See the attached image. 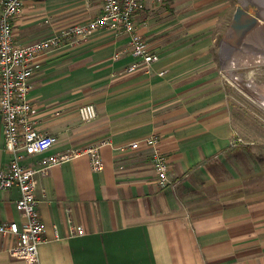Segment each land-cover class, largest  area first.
<instances>
[{
    "label": "crops",
    "instance_id": "crops-1",
    "mask_svg": "<svg viewBox=\"0 0 264 264\" xmlns=\"http://www.w3.org/2000/svg\"><path fill=\"white\" fill-rule=\"evenodd\" d=\"M77 2L26 0L15 41L26 45L69 27ZM230 7L227 0L147 2L136 26L160 60L132 73L130 36L107 28L38 59L28 95L33 120L59 143L24 164L39 171L50 156L105 143L104 169L94 171L82 156L38 173L45 229L38 262L12 257L2 238L0 264H264L263 148L241 133L223 70V56L248 42L216 36L209 23ZM86 104L98 110L89 123L78 114ZM154 135L170 166L164 189L152 149H132ZM10 159L0 116V170ZM19 197L17 189L0 190V223L22 222Z\"/></svg>",
    "mask_w": 264,
    "mask_h": 264
},
{
    "label": "built area",
    "instance_id": "built-area-1",
    "mask_svg": "<svg viewBox=\"0 0 264 264\" xmlns=\"http://www.w3.org/2000/svg\"><path fill=\"white\" fill-rule=\"evenodd\" d=\"M163 4L166 0H103L101 13L81 24H74L54 32L35 42L19 45L15 41L14 20L22 14L26 0H2L0 9V116L3 120L6 150L10 153L9 166L0 170V190L17 189L20 193L16 209L22 222L0 223V239L10 243L8 253L17 259L36 263L39 247L44 241V225L36 197L37 174L45 168L61 165L73 159L87 156L94 171L104 169L101 145L84 149H72L43 160L44 168L29 169L24 161L30 156L45 153L59 143L58 136L39 131L33 115L34 106L28 99L31 80L38 70V59L48 50L59 49L83 41L100 29L107 28L117 34L130 36L131 54L136 59L128 71L151 66L160 58L151 51L148 42L138 32L136 18L146 9L147 2ZM83 123L92 122L98 116L94 104L82 105L78 109ZM159 137L154 135L143 142H135L132 149L145 145L152 149V165L161 188L169 181V161L158 148ZM76 234L83 236L84 229L77 227Z\"/></svg>",
    "mask_w": 264,
    "mask_h": 264
},
{
    "label": "rangeland",
    "instance_id": "rangeland-1",
    "mask_svg": "<svg viewBox=\"0 0 264 264\" xmlns=\"http://www.w3.org/2000/svg\"><path fill=\"white\" fill-rule=\"evenodd\" d=\"M227 1L231 6L228 10H225L223 14H212L210 16L209 23L213 24L214 29H212V32L216 33V36L219 34H226L234 13L241 3H244L250 11L258 13L259 15H261L262 7L264 6V0ZM101 3L103 4V0H78L75 7L72 8V16H74L73 18H76L77 21H72L69 26L87 21L88 18L92 16L90 15L92 10L98 9V6ZM74 4L75 3H73V5ZM229 49L233 55V45H230ZM252 51H256V54H264L260 49H254L248 44L246 48L240 50V53H248ZM230 59H232V56L230 55L223 56V70L225 77L229 81L233 101L240 110L239 120L241 133L246 135V141L248 143H254L258 146L261 144L260 146L263 148L262 154H264V107H262L259 102H254L253 99H251V96H255L262 101V97L256 96L247 88V84L250 80H254L259 85H264V64L237 66L234 69H230L226 65V62H229ZM233 73L241 75L242 78L238 81L239 85L231 80L230 77Z\"/></svg>",
    "mask_w": 264,
    "mask_h": 264
},
{
    "label": "water",
    "instance_id": "water-1",
    "mask_svg": "<svg viewBox=\"0 0 264 264\" xmlns=\"http://www.w3.org/2000/svg\"><path fill=\"white\" fill-rule=\"evenodd\" d=\"M255 36L260 40L259 45L258 41L253 39ZM226 38L240 42L246 39L249 45L252 42L264 53V20L258 13H252L241 4L234 13Z\"/></svg>",
    "mask_w": 264,
    "mask_h": 264
},
{
    "label": "bare ground",
    "instance_id": "bare-ground-1",
    "mask_svg": "<svg viewBox=\"0 0 264 264\" xmlns=\"http://www.w3.org/2000/svg\"><path fill=\"white\" fill-rule=\"evenodd\" d=\"M262 17L264 18V6L262 7L261 12ZM250 47L257 49V46L252 42L249 45ZM230 69H234L237 66H249V65H259L264 64V54H256V51L248 52V53H235V56L226 63ZM231 80L238 84V81L241 80V75L232 74L230 77ZM239 85V84H238ZM247 88L253 92L256 96L262 97V101L256 98L255 96H251L254 102H259L262 107H264V85L257 84L254 80H250L247 84Z\"/></svg>",
    "mask_w": 264,
    "mask_h": 264
}]
</instances>
